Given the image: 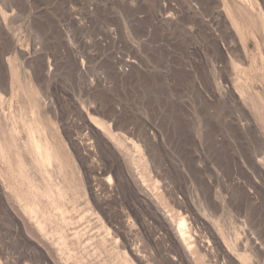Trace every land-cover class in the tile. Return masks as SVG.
<instances>
[{
  "label": "rangeland",
  "instance_id": "374dc122",
  "mask_svg": "<svg viewBox=\"0 0 264 264\" xmlns=\"http://www.w3.org/2000/svg\"><path fill=\"white\" fill-rule=\"evenodd\" d=\"M0 264H264V0H0Z\"/></svg>",
  "mask_w": 264,
  "mask_h": 264
},
{
  "label": "bare ground",
  "instance_id": "6f19581e",
  "mask_svg": "<svg viewBox=\"0 0 264 264\" xmlns=\"http://www.w3.org/2000/svg\"><path fill=\"white\" fill-rule=\"evenodd\" d=\"M45 151H40V153H39L40 157L43 158V159L46 158V155H47V152H45ZM17 211L20 212L21 211V208L18 207ZM186 226H188V225H186V222H185V219L184 218L179 219L178 223L176 224L175 230L177 231V236L179 237V239L181 241L187 240V239H185L186 232L188 231V230H186V228L188 229V227H186ZM188 245H185V246H187V248H189ZM189 246L191 247V245H189Z\"/></svg>",
  "mask_w": 264,
  "mask_h": 264
}]
</instances>
